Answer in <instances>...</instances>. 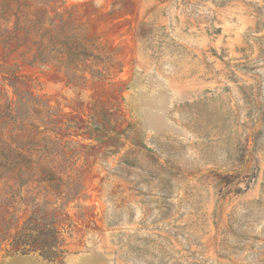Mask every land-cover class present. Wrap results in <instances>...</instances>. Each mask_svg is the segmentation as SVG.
<instances>
[{
    "label": "rangeland",
    "instance_id": "374dc122",
    "mask_svg": "<svg viewBox=\"0 0 264 264\" xmlns=\"http://www.w3.org/2000/svg\"><path fill=\"white\" fill-rule=\"evenodd\" d=\"M37 20L84 62L10 52ZM2 113L0 162L30 169L0 178V237L52 220L64 264H264V0H0ZM9 243L0 264H55Z\"/></svg>",
    "mask_w": 264,
    "mask_h": 264
},
{
    "label": "trees",
    "instance_id": "16d2710c",
    "mask_svg": "<svg viewBox=\"0 0 264 264\" xmlns=\"http://www.w3.org/2000/svg\"><path fill=\"white\" fill-rule=\"evenodd\" d=\"M19 19L16 20V24ZM40 23L37 20L33 23L32 28L24 30L22 38H19L17 34L7 36L5 42L10 44L13 39H16L15 45L10 52L18 51L21 47H27L28 50L33 49L32 63L34 62H50L54 59L55 55L66 57L67 64L76 65L78 62H84L85 57L88 55L86 50L79 48L77 44L68 42L67 33L68 28L65 25L59 29L56 35L58 39L55 42L53 36H47L46 32H39L35 30V26ZM38 37L37 39H33ZM62 37V40L59 39ZM63 38L65 40H63ZM58 43V46L57 44ZM26 52H22L24 55ZM53 53L55 55H53ZM85 68H92L91 66L84 65ZM94 74H98V71L92 70ZM7 115L6 113L0 114V118ZM11 119H15L14 116H10ZM2 123L6 122L1 120ZM2 161L0 162V178L7 177L13 179L15 184L22 186L29 181V178H24L22 175L26 170L30 169V160L19 153H16V149L8 143H4L2 148ZM40 181L47 180L52 183V186H57L53 183V178L41 177ZM14 187H10L13 191ZM28 227L24 230H18L14 235H8L12 230L13 223L7 222L4 230L5 233L0 237V242L10 241L12 251L15 253L28 254L30 252H38L39 255L45 260L64 264L66 251L62 247V240L60 238V230L54 221H44L41 224L28 223ZM32 225V226H31ZM31 226V227H30Z\"/></svg>",
    "mask_w": 264,
    "mask_h": 264
}]
</instances>
